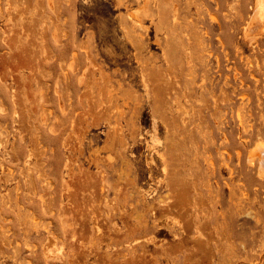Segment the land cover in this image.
<instances>
[{"label": "rangeland", "instance_id": "rangeland-1", "mask_svg": "<svg viewBox=\"0 0 264 264\" xmlns=\"http://www.w3.org/2000/svg\"><path fill=\"white\" fill-rule=\"evenodd\" d=\"M179 1L0 0V264H264V22Z\"/></svg>", "mask_w": 264, "mask_h": 264}, {"label": "bare ground", "instance_id": "bare-ground-1", "mask_svg": "<svg viewBox=\"0 0 264 264\" xmlns=\"http://www.w3.org/2000/svg\"><path fill=\"white\" fill-rule=\"evenodd\" d=\"M196 1V0H195ZM192 2V1H191ZM212 2L215 3V5H217L218 7H223L224 3H225V0H212ZM181 2L179 0H173V3H172V10L173 12L175 13V15L178 17V15L180 14V11H181ZM201 3V2H200ZM190 4V2H189ZM197 4V3H196ZM199 4V3H198ZM204 5V3H203ZM199 6V5H198ZM206 7V6H205ZM201 10V9H200ZM208 10V9H207ZM200 12V11H199ZM198 13V12H197ZM211 18V17H210ZM212 19H215L214 16H212ZM253 19H255L256 21H258V23H262L264 22V0H256V6H255V13H254V17ZM180 20V19H179ZM217 20V19H216ZM216 20H213V21H216ZM252 22V21H251ZM184 24V22L182 23ZM259 24V25H260ZM251 26V25H250ZM254 27V26H253ZM251 28V27H250ZM255 28V27H254ZM258 28V27H257ZM260 29V28H259ZM257 36V35H256ZM259 36V35H258ZM261 37V35H260ZM202 38V37H201ZM251 38V37H250ZM254 38V36H253ZM258 39V38H257ZM221 42V41H220ZM204 44V43H203ZM226 56H228V53H226ZM199 57V56H198ZM251 62V61H250ZM218 65L220 66L219 64V61H218ZM250 66V65H249ZM252 67V65H251ZM253 72V71H252ZM257 73V72H256ZM245 95V94H244ZM248 98V97H247ZM249 99V98H248ZM218 103V102H217ZM248 103V102H247ZM245 104V103H244ZM217 106V105H216ZM244 106V105H243ZM242 106V107H243ZM241 107V106H240ZM239 107V108H240ZM245 108V107H244ZM250 108V107H249ZM242 110V109H241ZM240 110V111H241ZM240 113V112H239ZM247 120V119H246ZM243 122V121H241ZM260 138V137H259ZM262 139V138H261ZM260 140V139H259ZM256 142V141H255ZM252 147V146H251ZM251 149V148H250ZM249 157H250V161L251 162H254V163H257V165L259 166V172L260 174L264 175V141H259L257 142L253 148L251 149L250 151V154H249ZM256 165V164H253V166ZM263 177V176H262ZM264 178V177H263ZM203 234V233H202Z\"/></svg>", "mask_w": 264, "mask_h": 264}]
</instances>
